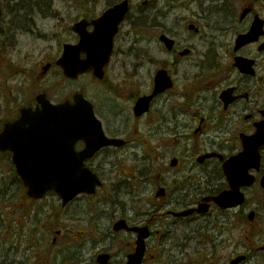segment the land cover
Wrapping results in <instances>:
<instances>
[{
	"label": "rangeland",
	"instance_id": "rangeland-1",
	"mask_svg": "<svg viewBox=\"0 0 264 264\" xmlns=\"http://www.w3.org/2000/svg\"><path fill=\"white\" fill-rule=\"evenodd\" d=\"M28 1L29 3L24 1L23 5L27 8L26 10L30 7L35 8L33 16L35 25H32L30 19L27 21L13 19L15 14H26V10L15 12L17 0H0V7L3 10L0 48L5 35L9 34L10 38H13V29L18 30L15 31L17 44L9 46L4 44L0 50V106L8 100H13L14 108L21 104H32L36 95L44 92L54 103L62 102L68 98L71 99L73 94L79 91L97 105L101 111L99 116L104 121L108 134L128 137L133 142L135 139L144 137L142 138L144 145L139 142L135 144L136 149L129 146L123 152L113 153L108 150L97 159L98 163H103L102 174L106 182L98 197L108 196L107 191H111L115 184L118 187H125L126 183L131 193L127 195L126 188H122L120 199L126 203L124 204L126 209L121 211L134 217L136 216L135 206L138 208V204L135 203L139 199L138 196L141 195L142 199L148 200L155 193L153 182L142 183L141 171L146 164L143 157L153 155L156 158L154 153L148 154V152H150L149 149H154L158 138L173 142L168 147L165 146L161 152L158 151L160 165L168 167L173 157H186L187 151H190V146L185 141L180 139L178 144L175 141L177 139L175 133L179 126L199 125L200 122L193 121L196 115L206 118L210 124L216 123L219 114L216 111L212 112L214 109H208L203 103L202 88L206 85H209L208 89L214 88V84L218 86L224 78L233 80L228 77L229 73L226 70L232 66L234 40L250 28L255 15L264 18V0H225V4L221 0L218 4L207 3L202 7L197 2L190 4L192 0H173L169 6L164 1H157L154 5H157L156 10L164 13L163 18L155 17L156 22L148 21V24L142 27L141 33L134 31L132 21L122 25L113 62L102 81L96 80L90 73L77 81H71L63 76L61 69L57 66L49 69L43 76L41 73L44 65L54 63L61 56L64 43L76 42V35L71 28L75 22L86 16H89V19L96 18L107 9L111 2L118 0H50L49 7L55 12L52 17L43 16L44 10L48 11L47 0ZM140 1L142 0L131 1L132 18L142 15L137 12ZM35 2L44 10H38ZM248 6L254 9L252 16L239 21L244 8ZM189 20L199 23V34H191L187 30ZM22 24L29 25L27 32L20 29ZM161 33L176 37L182 48H190L192 53L185 59L181 58L177 69L173 70L178 95L168 93L158 99L152 110L153 115L138 121L132 114L133 97L135 93L144 95L149 92L154 74L161 66L159 63L168 60L165 50L158 41ZM210 44L217 52L216 55H219L218 61L203 64L209 55ZM239 54L257 58L258 75L264 76V52L259 53L258 44L243 49ZM7 61L22 65L23 74H11L10 64ZM216 64L221 67V76L217 71L208 73L204 68L209 66L208 69H210ZM196 65L200 67L199 71L195 69ZM233 74L236 75V73ZM261 87L260 85L259 88ZM12 89L19 92L14 91L15 97L11 96ZM220 90L219 88L216 95ZM214 94L215 92H212L210 100ZM204 97L208 100L209 94H204ZM169 100L182 104L185 102L184 105H189L188 110L191 107L189 113L184 112L181 115H178L179 112L175 113L178 116L176 122L173 119L174 113ZM195 104L201 106L197 107ZM191 111H195L194 114ZM246 113L249 112L236 111L232 117L228 118L230 121L228 133L226 131L211 133L212 138L207 141L209 145L206 143V146L224 155L235 153L240 148V143L237 141L238 134L243 126L246 128V121L243 120ZM224 138L227 141L223 140ZM8 180L13 182V178L8 177ZM167 181L169 182L167 185L172 184V179ZM9 182L5 183L7 187L12 184ZM11 192L15 193V196L20 194L17 188ZM3 196L4 186L0 182V198ZM248 198L250 200L247 209L258 211V221L251 224L246 217L241 216L232 222L230 231L224 235H227L225 240L222 242V239H217L215 242L217 244V251L214 253L216 264H228L232 258L240 254L248 255L250 258L244 264H264V252L256 254V251L264 245V191L258 187L250 193ZM83 201H76L71 204V209L65 210L57 196L49 195L37 204L24 205L23 211H9L4 209V203L0 200V264H41L43 257H47V264H78L77 258L83 262L90 261L94 254L95 241L98 243L99 239L95 236L91 242L90 237L83 238L80 234L88 228L85 219L90 220L88 214H84L87 206L83 207V210L80 209ZM148 207L152 205L149 203ZM249 210L246 211L247 214ZM72 212L73 214L70 215ZM105 218L102 223L99 221L104 228L109 223V218ZM54 227H60L63 230V236L58 238L57 245L52 244ZM48 249L51 252L47 251ZM119 252L120 250L116 251V254ZM70 258L72 262L69 261Z\"/></svg>",
	"mask_w": 264,
	"mask_h": 264
},
{
	"label": "water",
	"instance_id": "water-1",
	"mask_svg": "<svg viewBox=\"0 0 264 264\" xmlns=\"http://www.w3.org/2000/svg\"><path fill=\"white\" fill-rule=\"evenodd\" d=\"M129 8V0H123L95 21L89 23L85 20L75 24L74 31L80 35L81 40L75 45L65 44L64 53L57 61L65 75L77 79L80 74L93 70L97 78L104 77V68L109 65L114 51L115 36ZM250 11L251 9L246 8L242 18ZM90 25L95 27L92 32L88 31ZM263 26L264 20L256 16L250 32L238 38L236 50L257 41L264 35ZM190 29L196 30L193 25ZM161 40L172 47L173 41L165 35ZM260 49H264V45ZM82 54H85V59L81 58ZM236 65L242 72L253 73L254 62L251 60L237 58ZM49 68L50 65H47L44 68L45 72ZM155 80V93L136 102L137 116L145 113L156 94L172 85L166 71H160ZM37 101L42 108L39 106L36 110L23 108L20 117L12 124L6 125L0 136V148L14 153L13 162L16 172L20 175L23 185L27 186L29 196L38 199L49 191H54L61 197L62 205L65 206L82 192L93 194L96 186L102 185L97 174L85 167V160L95 156L102 147L123 146L125 142L105 136L102 122L95 116L94 105L87 101L83 94L78 93L74 103L67 100L55 105L45 93L39 95ZM263 129L264 123H261L258 125L257 134L244 136V151L225 162V175L232 189L213 198L221 207H234L244 203L245 198L240 189L241 186L248 187L255 182L254 176H251L249 171L260 169L262 156L259 149L264 146ZM80 140L84 141L86 146L78 152L75 150V145ZM172 165H175V160ZM261 185L264 187V177ZM160 194H164V191L160 190ZM204 200L210 201V198ZM206 209V204H203L198 211L205 212ZM253 215L251 214L250 218ZM143 237L145 235H141L139 248L130 257L129 264L140 261L144 251ZM242 259L243 257H240L231 264H237Z\"/></svg>",
	"mask_w": 264,
	"mask_h": 264
},
{
	"label": "flooded vegetation",
	"instance_id": "flooded-vegetation-1",
	"mask_svg": "<svg viewBox=\"0 0 264 264\" xmlns=\"http://www.w3.org/2000/svg\"><path fill=\"white\" fill-rule=\"evenodd\" d=\"M174 39L176 40L175 48L173 49V51L167 50L166 57H168V60L165 61L164 66L171 72V73L169 72L170 76L175 83L176 81L173 77L174 76L173 70H176L177 69L176 67L180 64V52L182 51L181 50L182 46L179 44L180 42L176 39V37ZM228 77H230V79L233 80L229 81L228 80L229 78L228 79L224 78L219 82L218 86L217 84H214V88H211L214 89L215 92L214 97L211 98L212 101L210 100L209 102V99L207 100L205 98H202L204 100L203 103L206 106H211V110L214 109V111L212 112L216 111L217 114H219L216 123L212 122V124H210L209 122H207L206 118L201 117V115H196L193 117V121L200 122L199 125L195 126L194 124H190L188 126H179V128H177L176 130L175 136H177V134L188 136L187 137L188 142L192 143L191 150L188 151L189 156L186 157L184 161L180 159L178 165L175 167V172L179 174L178 180L180 181V183H177L175 186H173L170 193H171V197H173V199H176L177 205L182 204L183 201H185L184 199H186L188 204L185 205V207L187 208L198 207V205L202 202V198H204V196H215L221 193L222 191L226 190V188L228 187L227 182L222 181V179L220 178V177L224 178L222 171V167H223L222 163L225 161L227 156L226 155L224 156V161H221L218 156L209 157L207 156V154H213V152L216 153V151L206 146L208 144L207 141L212 138L211 133L220 132L223 130L227 132L230 123V121H228V117L230 116L226 118L225 114L226 115L234 114L236 111L243 113L249 112L243 118V120L247 121L246 128L243 126V130H242L243 131L242 133L245 134L253 133V131L251 130L255 128V124L258 121L257 120L258 116H261L260 121L264 120V116L262 115V111H264V88L263 90L258 89L257 87L258 85H256L254 81L255 79L250 76L241 75L240 73L238 75H234L232 73ZM259 80L263 83L264 78H260ZM223 82H226L227 85H224L226 83L223 84ZM174 86L175 84L171 89H169L168 93L177 96L178 88ZM219 88L221 90L216 95V92L218 91ZM229 88H234V92L231 98L239 97V99L237 101H234L233 104L228 106V108H225V104L221 99V95L224 90ZM169 101H171L172 112L174 113L173 119H175L176 122L178 116L177 114L175 115V113L179 112L178 115H181L184 112L189 113L191 107L188 110L187 108L189 107V105L188 104L184 105L185 102L182 104V103H176V101L174 100L173 101L169 100ZM178 101L183 102L181 100ZM212 103H214V105H212ZM154 106L155 105H153L151 110L145 116L141 117L140 120H145V118H147L148 116L153 115L152 110ZM195 106L200 107L201 105L198 106L197 104H195ZM191 112L192 114H194L195 111H191ZM14 117L15 116H12L10 120L12 121ZM0 132H1V120H0ZM159 144L161 147H163V141H160ZM82 146L83 145H81L80 147ZM203 156H207V157L202 160ZM5 163L12 165V154L8 152H3V153L0 152V165L3 166L5 165ZM162 175L164 174L160 172L158 177L160 178L161 181H159V184L156 187L159 188V186H162L161 183H163V187L167 190L168 187H166L165 180L162 179L161 177ZM193 197H197V199L190 200ZM167 198L168 197L164 198L163 202H161L160 204L155 205L157 208H156V212H154L153 214L152 213L145 214L142 212L141 215L139 216L136 215L138 218H134V219H132L127 214H124L120 217V219L126 220V223L127 225H129V228L117 232L116 235H114V237H117L118 235H124L123 240L126 241H124L123 244L127 248H129V251L124 254L123 256L124 260L116 263H123L128 257L129 253L134 252V250L136 249L135 243L137 240V235L136 232L130 229L133 227L148 226L151 237L148 240V244H147L148 249L144 257L145 259L143 261V264H179V261L177 260L174 261L167 260L166 263L164 260L161 261V257H159L160 251H157V246H156L157 241L162 240V236L160 237L161 232L156 230L159 229L158 227L161 226L159 223L161 222L162 218L168 221L170 217L173 223L180 222V220L177 219L176 216L174 215V212L177 211L175 209H178V207H172V209H170L171 208L170 205L171 203H173V201H171L170 203L166 201ZM165 206L168 207L164 208ZM162 210H165V212L160 213ZM216 211H218L219 213H227V211L229 210L227 211L221 210L213 203H211L209 210L207 212H205L204 214L196 213L190 219L192 221L196 220L197 222L200 221L201 219L204 220L206 219L208 222L212 218L216 219L215 216L212 214V212L214 213ZM230 211L232 210L230 209ZM144 215L149 216V218L146 221H142L139 218V217H143ZM157 217L159 219H157ZM223 219L227 220L226 218ZM198 228L200 233L201 225L192 227L189 233L190 237H185V240L193 241L196 235L198 234L197 233ZM175 232L180 233V230H174V233ZM183 235H181V237ZM200 236L204 240L208 239L207 235L206 237H203V235L200 233ZM149 242L153 244L150 245Z\"/></svg>",
	"mask_w": 264,
	"mask_h": 264
}]
</instances>
